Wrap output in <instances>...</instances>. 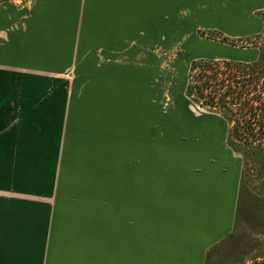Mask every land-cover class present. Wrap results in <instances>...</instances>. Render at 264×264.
<instances>
[{"label":"crops","instance_id":"0c3cea01","mask_svg":"<svg viewBox=\"0 0 264 264\" xmlns=\"http://www.w3.org/2000/svg\"><path fill=\"white\" fill-rule=\"evenodd\" d=\"M96 3L105 4L107 25L114 26L116 19L128 24L123 22L130 19L128 13H140L146 0ZM204 3L202 27L233 38L263 34L264 0ZM45 4L48 0H34L32 11L16 10L12 19L8 14L0 19V29L11 28L0 36V200L6 203L0 205V264H249L260 259L264 190L244 196L243 162L227 145L226 121L222 131L209 133L222 138V148L188 154L185 163L148 164L145 146L140 147L138 162L122 165L121 188L111 189L121 208L116 210L110 199L107 215H78L72 207L68 213L60 210L72 101L66 99V90L63 100L29 95L19 99L16 93L36 88L29 83L35 73L28 70L33 67L34 44L41 47L40 53L46 50L45 58L54 55L51 40L45 43L40 32L51 27V17L42 12ZM108 32L112 36L104 60L129 61L125 41L130 37ZM115 43L122 45L120 51ZM197 47L208 60L253 63L257 58L254 50L238 51L223 44ZM64 71L56 70L58 75ZM5 72H10V79ZM18 187L41 188L44 195L25 194L21 198L25 202H15ZM41 203L54 204L45 208Z\"/></svg>","mask_w":264,"mask_h":264},{"label":"rangeland","instance_id":"374dc122","mask_svg":"<svg viewBox=\"0 0 264 264\" xmlns=\"http://www.w3.org/2000/svg\"><path fill=\"white\" fill-rule=\"evenodd\" d=\"M33 1L0 0V19L7 14L12 19L11 13L15 11L17 16L16 10L20 14L32 11ZM204 2L146 0L140 13L132 11L128 13L129 20H122L128 24L116 19L114 26L107 25L105 4L97 5L96 0H82L80 5L78 0L75 4L68 0H48L42 7V12L51 17V27L40 32L45 43L51 40L49 46L54 55L45 58L46 50L40 53L41 47L34 44L30 60L33 67L28 70L35 73L30 75L29 83H34L31 86L36 88L29 93H16L19 99L29 95L30 99L63 100V90H66V99L72 101V118L68 125L71 141L65 150L64 173L61 174L66 182L62 183L59 194L61 211L68 213L66 211L72 207L77 208L78 215H90V212L107 215L110 199L111 203L115 202L116 210L121 208L120 199L116 195L113 198L111 189L121 188L122 165L129 160L137 163L140 147L145 146L148 164L163 167L169 163H185L188 154L210 150L214 153L222 148V138L209 133L218 132L220 128L222 131L225 121L227 134L232 133L229 143L236 145L238 151L228 145V135L227 145L243 162L244 196L256 193L258 188L260 192L264 190V148L246 151L238 141L264 140V131H259L255 122L251 129L245 128L246 121L252 122L244 118L247 109L231 108L238 112L237 122L231 123L220 112L202 109L186 96L191 65L198 60H208L201 57L203 49L197 47L198 43L223 44L238 51L254 50L255 61L264 63V32L254 37L233 38L202 27L199 18ZM115 9L116 15L119 14V9ZM64 20L74 26H65ZM109 30H113L116 37H130L124 49L131 53L127 56L129 61L104 60L108 37L112 36ZM10 31L11 28L0 29V36ZM114 48L120 51L122 45L115 43ZM61 67L65 71L58 75L56 70ZM5 74L11 78L10 72ZM45 74L50 75L43 76ZM240 108L243 113L239 112ZM257 115L261 114L257 111ZM40 190L43 189L18 187L14 194L19 199L14 201L25 202L21 200L25 194L41 197L44 194L39 193ZM3 204L6 203L0 200V205ZM53 204L41 203L40 206L46 208ZM262 226L264 228V224ZM258 246L261 257L249 264H264L262 235Z\"/></svg>","mask_w":264,"mask_h":264},{"label":"trees","instance_id":"16d2710c","mask_svg":"<svg viewBox=\"0 0 264 264\" xmlns=\"http://www.w3.org/2000/svg\"><path fill=\"white\" fill-rule=\"evenodd\" d=\"M186 96L202 109L220 112L231 123L237 122L235 118L238 113L231 108L239 106L247 109L244 118L252 122L246 121L245 128L251 129L255 122L259 131H264V63L198 60L191 65ZM257 111L261 115H257ZM231 137L232 133L229 132L228 145L237 152V146L229 143ZM238 141L243 143L246 151L264 148V140L257 143L247 139Z\"/></svg>","mask_w":264,"mask_h":264}]
</instances>
